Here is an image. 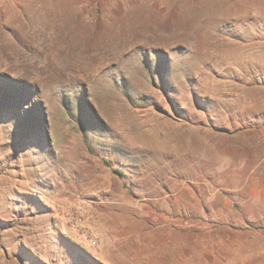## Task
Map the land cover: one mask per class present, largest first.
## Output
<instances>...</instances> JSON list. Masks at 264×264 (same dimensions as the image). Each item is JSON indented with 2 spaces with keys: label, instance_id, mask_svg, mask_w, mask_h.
I'll return each instance as SVG.
<instances>
[{
  "label": "rangeland",
  "instance_id": "1",
  "mask_svg": "<svg viewBox=\"0 0 264 264\" xmlns=\"http://www.w3.org/2000/svg\"><path fill=\"white\" fill-rule=\"evenodd\" d=\"M0 264H264V0H0Z\"/></svg>",
  "mask_w": 264,
  "mask_h": 264
}]
</instances>
